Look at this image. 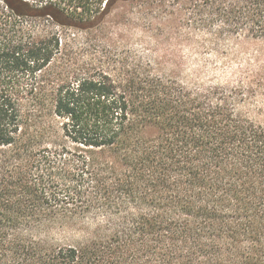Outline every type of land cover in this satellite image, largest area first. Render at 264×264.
<instances>
[{
    "label": "trees",
    "instance_id": "obj_1",
    "mask_svg": "<svg viewBox=\"0 0 264 264\" xmlns=\"http://www.w3.org/2000/svg\"><path fill=\"white\" fill-rule=\"evenodd\" d=\"M16 1L0 11V264H264L252 89L160 74L105 27L130 0ZM191 1L264 40V0Z\"/></svg>",
    "mask_w": 264,
    "mask_h": 264
},
{
    "label": "rangeland",
    "instance_id": "obj_2",
    "mask_svg": "<svg viewBox=\"0 0 264 264\" xmlns=\"http://www.w3.org/2000/svg\"><path fill=\"white\" fill-rule=\"evenodd\" d=\"M25 1L41 5L46 0ZM192 3L130 0L116 5L105 27H111L119 43L158 63L160 74L175 76L186 86L250 87L252 93L242 110L264 124V40L234 32L201 3ZM43 23L37 21L38 26Z\"/></svg>",
    "mask_w": 264,
    "mask_h": 264
},
{
    "label": "water",
    "instance_id": "obj_3",
    "mask_svg": "<svg viewBox=\"0 0 264 264\" xmlns=\"http://www.w3.org/2000/svg\"><path fill=\"white\" fill-rule=\"evenodd\" d=\"M11 2H12V4H13L14 6H16V7H21V5H20L17 1H15V0H11Z\"/></svg>",
    "mask_w": 264,
    "mask_h": 264
}]
</instances>
